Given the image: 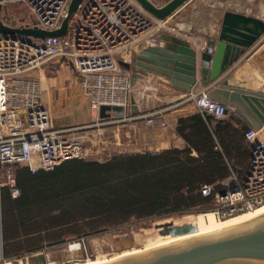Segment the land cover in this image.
<instances>
[{"label": "built area", "instance_id": "2783aa9c", "mask_svg": "<svg viewBox=\"0 0 264 264\" xmlns=\"http://www.w3.org/2000/svg\"><path fill=\"white\" fill-rule=\"evenodd\" d=\"M1 2L3 9L16 4L27 8L33 20L20 24L53 30L61 26L71 0ZM164 33L191 38L180 26L173 25L169 17H156L138 0H82L63 36L41 39L0 32V186H10L13 197L20 195L16 174L10 171L13 164L28 166L32 172L52 170L66 159L86 158L93 153L70 132L72 127L55 126L43 103L42 80L33 74L36 69L54 58L71 64L94 116L92 125H117L132 118H143L153 125L164 108L133 116L107 111L110 114L106 117L100 116V109L102 105L128 108L131 73L119 60L130 61L132 58L124 54L126 51L138 52L139 45L156 43ZM195 38L199 39L200 50L205 49L207 39ZM262 60L264 65V56ZM211 87L204 85L198 91H191L188 99L202 114L226 117L227 107L209 95ZM258 130L249 127L244 133L250 147L245 175L241 177L231 169L220 181L223 186L220 191L214 192L211 183L201 187L204 196L215 193L210 210L219 218L249 211L264 203V139H258V150L254 149ZM86 238L80 236L70 241L69 246L78 243L81 250Z\"/></svg>", "mask_w": 264, "mask_h": 264}, {"label": "trees", "instance_id": "16d2710c", "mask_svg": "<svg viewBox=\"0 0 264 264\" xmlns=\"http://www.w3.org/2000/svg\"><path fill=\"white\" fill-rule=\"evenodd\" d=\"M233 121H239L234 113L216 118L197 111L177 121L186 141L181 148L114 152L104 161L69 158L37 172L19 167L20 195L13 198L8 186H0V258L108 231L133 217L200 211L197 206L215 195H202L203 184H214L217 192L231 167L241 177L247 171L242 139L249 127Z\"/></svg>", "mask_w": 264, "mask_h": 264}, {"label": "water", "instance_id": "95a60500", "mask_svg": "<svg viewBox=\"0 0 264 264\" xmlns=\"http://www.w3.org/2000/svg\"><path fill=\"white\" fill-rule=\"evenodd\" d=\"M81 1L71 0L61 26L48 30L36 25L9 24L3 18V4L0 0V32L41 39L63 36ZM138 1L156 17L165 19L189 0H169L163 5H157L152 0ZM248 19L250 18L230 12L228 20H224L221 39L209 38L203 50H200L199 43L194 42L196 39L162 34L164 43L147 44L139 52H135L130 61L120 59L119 63L132 72L133 83L142 75L148 76L151 72H156L165 75L177 87L186 86L185 88L191 89L198 81L202 85L212 86L209 95L225 104L227 113L236 114L250 128L260 129L254 145V149L258 150V139H264V89L233 86L224 74L244 57L247 48L261 34H247L249 40L233 38V33H240L236 27L245 26ZM107 111H114L117 115L125 113L123 106L102 105L100 116H108L110 113ZM157 227L161 234L172 236L198 231V226L191 223L174 225L167 222ZM10 260H22L23 264H48L46 253L42 250ZM88 264H264V218L226 231L167 245L165 248L144 251L115 261Z\"/></svg>", "mask_w": 264, "mask_h": 264}, {"label": "rangeland", "instance_id": "374dc122", "mask_svg": "<svg viewBox=\"0 0 264 264\" xmlns=\"http://www.w3.org/2000/svg\"><path fill=\"white\" fill-rule=\"evenodd\" d=\"M165 1L166 0H161L160 4L164 3ZM194 6L196 7L194 8ZM192 8H194L195 11H198L200 13L199 15H197L199 22L208 21L211 25L214 23L213 25L218 27L221 23V19H222L221 17L223 16L225 10H231V12L233 13L236 12V14L247 13L249 15L258 17L256 20L262 18L264 19V0H191L190 3L187 5L186 9L191 10ZM2 15L3 18L10 24H20L22 21L25 20L27 22H31L33 20V17L28 12L27 8H25L20 4L5 6L2 11ZM245 26L236 27V28L245 29L243 28ZM205 33L209 34L208 32ZM200 36L203 38L208 37L207 35L206 36L200 35ZM250 36H253L252 32ZM260 36L261 38L263 37L261 39V46H262L264 45V40H263L264 26L261 27V34L257 37V39H259ZM206 39L208 40L209 38ZM256 40H254L250 45V48L253 49L251 50L253 51L251 52V55L255 51L254 50L255 48H253V44ZM71 67L72 66L68 64L62 65L61 61H55L54 63L49 61L42 68L36 69L33 72V74L37 78H40L41 80L43 79L42 80L43 103L44 105H46V108L49 111L55 126L72 127L70 132L73 133L74 136H77L80 140H82L84 144L90 147V149L93 152L92 155H89V157L86 158L104 161L108 159L114 152L117 151V149H115L117 147H114L115 144L113 141L115 133L113 132L112 129H110L112 126L115 125L114 124H106L103 126L92 125L93 123L92 120H94L93 119L94 116L90 111V109L87 108V101L83 96L80 82L76 76L75 70L73 69L74 71H71L73 68ZM128 72L132 73L130 70H128ZM140 79H142L141 80L142 88L144 87L145 83L151 81V79L160 82V80L159 79L157 80V78L155 79V77L150 79L148 77V80L147 77H140L139 81ZM137 81L138 80H136L135 82ZM57 86L61 88V93L59 98L62 101L59 104H56V98L59 95L57 93ZM154 86L157 89L156 91L161 93L162 85L159 84ZM134 87H135L134 85L133 86L131 85L130 97L136 98L137 101L138 98L141 97L143 94V96H145V98L143 99L144 102L148 94L152 93L150 89H148V91L145 90V92L143 91V93L141 91L139 93L137 91H132L135 90L133 89ZM151 89L154 88L152 87ZM51 92L53 93V97L51 103H49L47 100H49V97L52 95ZM136 94L140 96H138L137 98ZM73 96L76 98L75 101L72 100ZM64 100H71V101L65 102ZM160 102L161 101H157L156 103H160ZM106 139L110 140V142L106 141ZM213 204L212 201H209L208 203H204L197 206V209H199L200 212L209 211L210 208L213 206ZM190 212L196 213V211H190ZM188 213L189 212H184V213L177 212L169 215H158V216L154 215L148 218L133 217L130 220L121 224V226L114 225L113 228L108 231H103L101 233H97V234L95 233L88 236L84 235L87 236V238L85 241V246H83L81 250L77 248V250L72 249L73 250L72 251L69 246V242L76 240L78 237L68 239L59 244L44 246L41 250L44 251L46 254L50 253L51 256L53 257V260L57 261L60 264L83 261L86 260L87 258H91L93 260H105L108 258H115L118 256L133 253L140 249L141 245L133 244L132 237L134 235V232L139 231L141 227H148L155 222L167 223L164 222L166 219H171L172 217L182 216ZM156 225L158 226V224ZM14 257L19 258V256L18 257L14 256ZM15 258H8V259H15ZM0 261H2L1 258Z\"/></svg>", "mask_w": 264, "mask_h": 264}, {"label": "crops", "instance_id": "0c3cea01", "mask_svg": "<svg viewBox=\"0 0 264 264\" xmlns=\"http://www.w3.org/2000/svg\"><path fill=\"white\" fill-rule=\"evenodd\" d=\"M187 1L184 5H182L177 11H175L170 17L169 20L173 25L180 26L183 30H185L192 39H196L195 37H201L200 35L208 36L206 38H217L218 34L221 29V25L223 22L224 14L227 10H225L223 16L221 17V23L218 26H213L207 21L205 22H199V19L197 18V15L200 13L198 11H195V7L191 10L186 9L187 5L190 3ZM263 19V18H262ZM205 32H208L209 34H206ZM170 35V33H164ZM200 34V35H198ZM162 36V35H161ZM159 38V41L157 43H164V39ZM204 38V40L206 39ZM195 41H199V39H196ZM144 46L139 45L137 47V50L143 48ZM253 48H255L254 53L251 55V49L250 46L247 48L246 53L243 55L239 61L234 63L233 66H231L228 71H226L224 74L226 75V78H229L230 84L233 86H245L253 89H264V65H263V56H264V46H261V39H257L254 44ZM55 61H61L62 65L68 64L67 62H64L60 58H54L50 62ZM262 62V63H261ZM262 64V65H261ZM45 66V65H44ZM72 68V67H71ZM71 71H74L73 68ZM156 75V76H155ZM77 76V74H76ZM142 77H148L150 78H157L160 82L154 81L151 79L150 83L153 84L152 87L154 89L145 88L146 91L150 89L152 93L148 95L146 100L143 99L145 96L131 98L129 101V106L125 110L124 115L126 116H133L137 115L141 112H150L153 110H157L160 108H164V110L161 112L160 115L156 116L157 122L153 125L147 124L146 120L143 118H132L127 119L126 121L121 122L122 124H118L115 126H112L110 129L113 130L115 133L114 136V147H117V151L115 153H126V152H154V151H161L163 149H167L170 147H184L186 146L185 139L180 136L177 132V121L181 116H187L190 114H193L197 112V108L194 104V102L191 99H188V94L191 91H198L200 90L204 85L200 81L196 85H194L191 89L183 87H177L173 85V83L163 74H159L155 72H151L148 76L142 75ZM166 77V78H165ZM78 78V77H77ZM43 80V79H42ZM132 83V86L135 87L132 91H137L138 93L142 89V83L141 79L139 81ZM77 81V79H76ZM140 82V83H139ZM162 85L161 93L156 91V88L154 85ZM60 87V85H59ZM57 86V93L58 99L56 98V104H59L62 100L59 98L61 93V88ZM157 87V86H156ZM155 90V91H153ZM52 93V92H51ZM143 93V92H142ZM156 93V94H154ZM137 96H140L137 94ZM53 97L52 95L49 97V100H47L49 103H51ZM150 97V98H149ZM73 101L76 100V98L73 96ZM71 101V100H64ZM157 101H161L160 103H156ZM46 106V105H45ZM87 108L88 103H87ZM231 112L228 113L226 116L229 117ZM236 119L239 121H233L235 125L240 126V123L242 124L240 118L236 115ZM242 139V138H241ZM109 141L110 140H107ZM242 143L247 147L249 151V156L247 161L250 160V147L247 141L242 139ZM193 154L195 155L196 152L194 151ZM228 162V164L231 167L230 161L225 158ZM232 160H235L232 159ZM25 165L22 164H13L10 171L16 174V170H18L19 167H22ZM233 170V168L231 167ZM2 186H8V185H2ZM10 189V187L8 186ZM11 192V190H10ZM12 196V194H11ZM13 197V196H12ZM18 197V196H17ZM16 198V197H13Z\"/></svg>", "mask_w": 264, "mask_h": 264}, {"label": "bare ground", "instance_id": "6f19581e", "mask_svg": "<svg viewBox=\"0 0 264 264\" xmlns=\"http://www.w3.org/2000/svg\"><path fill=\"white\" fill-rule=\"evenodd\" d=\"M230 12H231V10H227L224 14L223 22H222L221 29H220V32L218 35V39L219 38L221 39V37H222L221 31H222L223 27H225L224 26L225 25L224 20H228ZM235 14H236V12H235ZM239 15L250 18V19H248L249 23H247V25L245 27H243L245 29H242V28L239 29V30H241L240 31L241 35H240V33H239V35H237V33H233L234 34V35H232L233 38L237 39V37H238V38H242L244 40H249L250 37H248L247 34H251V32H252V34L255 35V34H259L261 32V27L264 26V19L256 20L258 17L253 16V15H249L247 13H239ZM249 25H250V27H249ZM244 36H245V38H244ZM188 40H190V39H188ZM194 42L199 43V41H194ZM152 44H156V43H152ZM134 53H135L134 51L133 52L126 51L124 54L126 56H130L131 58H133ZM149 87L152 88L150 81L145 83L144 87L141 89V92H143V91L145 92V88H149ZM154 94H156V93H154ZM136 96H137V94H136ZM262 218H264V203L255 209L240 212V213L228 216L226 218H219L217 216V214L212 210L196 212V213H188V214H185L182 216H177V217H172L171 219H166L164 222L173 223L174 225H180V224H185V223L195 224L198 226V231H196V232H191L188 234H181V235H177V236L163 235L159 232L160 229L156 227L157 226L156 224L159 225V224H162L163 222H155L148 227H141L139 229V231L134 232V235L132 237L133 244H135V245L140 244L141 245V247L138 251H135L133 253H129L126 255L118 256L115 258H108L105 260H93L91 258H87L86 260H83V261H76V262H72V263L70 262V263H65V264H88V263H94V262L115 261V260L120 259V258H124V257H128V256H134V255L139 254V253L144 252V251L155 250V249H159V248H165V246H167V245H172V244H176V243H179L182 241H186V240H190V239H194V238H199V237H204V236H208V235H211L214 233L226 231V230L231 229L235 226H238V225L250 222V221L262 219ZM105 241H107V240H105ZM112 243H113V241H112ZM77 248H79L78 243L72 244V246L70 247L71 250L72 249L77 250ZM47 257H48V262H49L48 264H60L57 261L53 260V257L51 256L50 253H47ZM0 264H23V262H22V260H20V262H14V261L8 259V260L0 261Z\"/></svg>", "mask_w": 264, "mask_h": 264}, {"label": "flooded vegetation", "instance_id": "af4514ba", "mask_svg": "<svg viewBox=\"0 0 264 264\" xmlns=\"http://www.w3.org/2000/svg\"><path fill=\"white\" fill-rule=\"evenodd\" d=\"M155 4L157 5H163L165 4L166 2H168L169 0H166L164 3L160 4L161 0H152Z\"/></svg>", "mask_w": 264, "mask_h": 264}]
</instances>
